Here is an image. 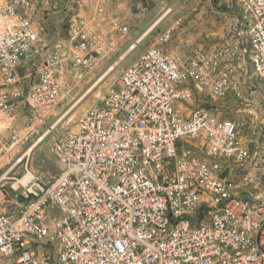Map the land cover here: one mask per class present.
<instances>
[{
    "label": "built area",
    "instance_id": "2783aa9c",
    "mask_svg": "<svg viewBox=\"0 0 264 264\" xmlns=\"http://www.w3.org/2000/svg\"><path fill=\"white\" fill-rule=\"evenodd\" d=\"M85 1L78 0L66 35L58 37L45 1L0 0V155L21 147V122L41 121L69 81H84L116 36L129 33L118 18L110 17L108 27L86 18ZM126 1L103 3L123 7ZM243 1L259 12L264 62V0ZM235 23L228 16L226 55L237 53V60H226L225 68H218L222 55L173 49V28L123 69L76 130L55 141L59 179L26 188L32 199L23 213L0 214V264H228L234 256L264 264V157H255L262 129L239 143L242 121L220 114L230 96L235 106H251L227 79V66L244 75ZM247 87L253 94L254 86ZM187 93L197 94V105L188 103ZM199 96L211 100L212 109H203ZM202 111H212V119H201ZM225 154H235V161L224 162ZM203 156L211 165H203ZM226 163L239 168L244 186L232 184ZM177 171L185 180H177ZM231 187L243 188L242 201H234ZM195 209H203L202 228L181 231ZM218 211H227V220L216 222ZM249 217H256L255 230H248ZM149 225L160 228V240L151 239ZM243 232L258 235V248L247 243L246 253L232 255L234 244L246 243Z\"/></svg>",
    "mask_w": 264,
    "mask_h": 264
},
{
    "label": "rangeland",
    "instance_id": "374dc122",
    "mask_svg": "<svg viewBox=\"0 0 264 264\" xmlns=\"http://www.w3.org/2000/svg\"><path fill=\"white\" fill-rule=\"evenodd\" d=\"M43 1L46 2V7L51 13V24L58 37L65 36L69 21L76 14L73 10L77 8L78 0ZM84 12H87L84 16L89 20L94 18L107 27L110 25V17H113V20L118 18L129 26V33L116 36L114 47L106 49L104 56L87 74L84 81H69L68 88L59 104L53 106L41 121L35 125L20 123L18 128L20 127L23 140L21 147L0 155V214L18 215L28 207L32 198L25 196L26 189H14L15 179L22 178L28 168L39 178L38 183L42 186L49 187L59 179L61 167L53 153L57 138L62 133L77 127L79 119L92 105L102 100L107 89L115 83L123 69L128 67L142 51L157 45L167 30L175 29L171 45L175 50H180L184 54L196 50L217 53L222 55L223 59L230 60L226 55L229 43L226 24L228 16L231 15V9L223 0H129L123 7L107 6L103 0H89ZM108 12L109 15H107ZM166 14L168 16L141 41L137 49L125 61H120L113 72L108 73L110 68L120 60L121 55ZM105 15H107L106 18H104ZM244 67L243 71L250 72L249 66ZM248 72L249 82L241 80L253 84L249 86H254L253 96L250 98L251 106L238 103V106H235L233 102L230 103L233 99L230 96L227 98L228 101H222V104L229 108L220 112L222 117L242 121L245 124L244 128L246 127L245 135H249L255 126H258L257 129H264V81L254 78L252 72L248 75ZM233 73L236 74V72ZM244 76L241 77L244 78ZM101 79H104L103 82L91 91L59 126L54 127ZM242 87L246 90L243 98L247 99L249 97L247 91L251 92V89L244 83ZM48 131H51L50 134L44 142L34 148L32 155L25 158L21 164H17ZM6 175L9 179L3 180Z\"/></svg>",
    "mask_w": 264,
    "mask_h": 264
},
{
    "label": "bare ground",
    "instance_id": "6f19581e",
    "mask_svg": "<svg viewBox=\"0 0 264 264\" xmlns=\"http://www.w3.org/2000/svg\"><path fill=\"white\" fill-rule=\"evenodd\" d=\"M228 8L231 9V15L229 18L236 19V23L233 29V36L235 40L238 42L239 47H241V52L243 53L242 60V68L244 66H249L250 72L254 75V78L257 77L264 81V62L262 58L261 47L258 45L257 38L259 37V12L256 7L247 6L244 4L243 0H223ZM48 14H51L48 9ZM168 16V14L164 15L158 22H156L147 33L139 39V43L149 35L157 26ZM227 35L230 37V27L226 24ZM215 50V49H214ZM219 50V49H218ZM222 51V50H221ZM129 52L123 53L121 57H126ZM217 54V53H216ZM224 54V53H223ZM220 55V54H217ZM230 60L228 63H236L237 53H230ZM223 56H218V68L226 67V59H223ZM121 59V58H120ZM120 60L110 68L108 73H111L115 70V67L119 64ZM236 72L234 66H227V79L229 81H234L235 86L239 90H243V83L247 87L246 81L247 72L243 74H234ZM250 72H248V75ZM241 77V78H240ZM252 77V79H254ZM256 78V79H257ZM105 79V78H104ZM104 79L98 81L95 86L88 92L86 95L79 99L73 107L57 122L54 127L59 126L65 118H67L71 112L77 106H79L82 101L89 95L91 91H93ZM243 79V81L241 80ZM255 79V80H256ZM258 79V80H259ZM248 80V79H247ZM257 81V80H256ZM249 82V81H248ZM254 82V81H253ZM250 84V83H249ZM255 84V83H254ZM251 85H253L251 83ZM242 93V103L244 105H251L250 98L252 97L251 92L248 90V98H243ZM187 101L190 105H197V94L196 93H187ZM199 104L203 109H212V101L207 99L206 96H199ZM201 119H212V111H202ZM227 121H234L235 119L226 118ZM245 124L241 122L238 124V130L236 133V141L239 143H246V141L250 138L249 135H245ZM258 127L255 126L254 129ZM76 130V127L73 129ZM51 131H48L37 144L24 155V157L18 161L17 164H21L25 158L31 156V152H33L34 148L37 147L40 143L44 142L47 136ZM255 157H264V129L259 132V140L256 142L255 148ZM235 154H225L224 162H234ZM203 165H211V157L203 156ZM17 166V165H16ZM261 166L264 169V159H261ZM226 171L231 172V182L235 186H244V177L242 176L241 171L238 167H235L233 163H226ZM9 179L8 175L4 176L3 180ZM39 178L35 176V174L29 168L26 171V174L19 179H15L16 183L14 184V189L18 190L20 188H28ZM177 180H185V172L177 171ZM230 195L234 196V201H242L243 188L242 187H231ZM251 204H259V197H251ZM200 206H207V197H200ZM203 219V209H195L191 214H189V221L187 223L181 224V231H200L202 228V220ZM227 220V211H218L216 213V222H224ZM257 227L256 217H249L248 221V230H255ZM149 233L151 234L152 240H160L161 230L157 227V225H149ZM243 239H246V243H236L232 246V255H243L248 251V244L251 243V248H258V235H250V232H243ZM145 264H153L152 260H145ZM228 264H243V256H234V258L228 259Z\"/></svg>",
    "mask_w": 264,
    "mask_h": 264
}]
</instances>
